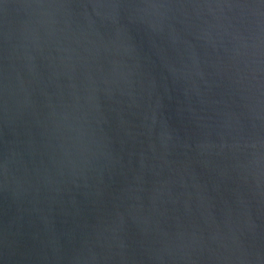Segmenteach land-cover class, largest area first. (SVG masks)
Returning a JSON list of instances; mask_svg holds the SVG:
<instances>
[{
  "label": "water",
  "instance_id": "95a60500",
  "mask_svg": "<svg viewBox=\"0 0 264 264\" xmlns=\"http://www.w3.org/2000/svg\"><path fill=\"white\" fill-rule=\"evenodd\" d=\"M0 264H264V0H0Z\"/></svg>",
  "mask_w": 264,
  "mask_h": 264
}]
</instances>
